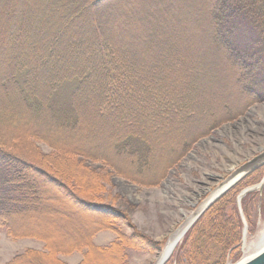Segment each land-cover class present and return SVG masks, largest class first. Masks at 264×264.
<instances>
[{
  "label": "trees",
  "instance_id": "1",
  "mask_svg": "<svg viewBox=\"0 0 264 264\" xmlns=\"http://www.w3.org/2000/svg\"><path fill=\"white\" fill-rule=\"evenodd\" d=\"M128 1L0 0V228L8 234H17L11 215L36 203L44 181L63 192L93 227L102 223L94 206L114 211L75 195V189L84 195L89 182L83 180V188L67 178L68 184L56 173L54 159L41 156H82L115 167L120 160L147 185L157 184L192 142L236 107L201 102L212 65L227 62L238 95L247 103L264 102V0H198L209 26L196 53L176 44L177 21L167 26L162 17L149 16L150 36H139V20L129 10L119 17L113 12ZM173 9L178 10L174 4ZM158 13L166 15L162 9ZM166 41L170 44L162 49ZM73 79L77 82L62 103L56 93ZM33 138L55 151L40 156L32 141L27 151L17 148L19 141ZM77 165L82 178L95 179V171ZM222 210L221 198L206 209L186 234L185 250L199 233L216 241ZM89 234L77 240L87 241ZM227 239L224 248L238 241ZM46 246L48 251L27 250L4 264L21 258L38 264L59 252ZM222 256L223 250L212 264H223Z\"/></svg>",
  "mask_w": 264,
  "mask_h": 264
},
{
  "label": "rangeland",
  "instance_id": "2",
  "mask_svg": "<svg viewBox=\"0 0 264 264\" xmlns=\"http://www.w3.org/2000/svg\"><path fill=\"white\" fill-rule=\"evenodd\" d=\"M128 2L124 7L118 5L113 12L119 17L121 13L129 10L132 17L139 20V36H150L147 30L149 23L146 25L148 21L145 18L150 16L155 19L160 16L167 26H172L177 21L174 24L179 32L176 44L187 52L202 51L201 46L209 25L203 24L202 6H198V0ZM173 4L178 8L177 11L173 9ZM160 9L165 16L158 13ZM164 44H159L162 49L168 48L170 43L166 41ZM143 45L147 44H141ZM210 73L212 80L207 81L208 87L201 91V102L210 101L208 104L222 106L226 101L225 103L230 102V105L236 107L230 109L231 112L222 120L215 118L221 121L209 129L207 134L192 142L183 157L169 167L155 185H147L148 183L141 180L142 176L120 160L115 162L117 170L115 166L82 156H70L67 159L42 157L41 154H50L55 150L39 139L19 141L18 149L29 150L32 148V141L38 149L40 159H54L56 173L68 184L70 183L67 178H73L75 184L83 187L84 180L90 184L85 189L86 192L98 193L97 197L91 198L86 192L82 195L75 189V195L79 198L112 206L114 211L109 208L93 211L101 216L90 212V215L101 218L102 222L93 227L87 219L80 216L78 209L72 206L74 204L63 192L44 181L41 184V196L36 203L28 210L11 215L10 222L16 229V236L0 228V264L27 250L48 251L47 244L51 247L58 246L59 252L51 254V258L48 257L50 259L43 258L38 264H53L52 257L63 264H156L169 236L184 222V216L187 215L186 220H190L195 209L213 190L220 187L230 170L264 151V102L247 103L248 99L238 95L239 87L234 80V68L227 62L212 65ZM76 82V79L66 82L56 93L62 103L68 100ZM219 110L224 111L222 107ZM207 126L208 124H204V127ZM10 145L13 144L9 142L8 146ZM77 163L95 171V179L91 175L82 178L75 171L74 166L78 167ZM38 167L45 166L38 162ZM90 178L93 180L90 181ZM263 178L264 162L217 197L216 200L222 199L223 210L219 214L221 219L219 217L217 222L222 232H217L216 241L212 239L207 242L208 239L199 233L193 237V241L191 239L190 246L185 250V243H188L185 241L186 234L200 215L185 231L163 264H208L205 259H213L210 263L212 264L221 250L224 254L221 257L224 259L223 264H234L247 254L248 251L243 248L244 228L247 242L255 241L257 235L264 230V183L261 186ZM248 188L250 189L238 199L241 192ZM87 231L90 232L87 241L84 238L77 240L82 235L86 237ZM225 238H230L227 239L228 242L235 238L238 241L224 248L222 245ZM16 262L37 264L28 262L26 258Z\"/></svg>",
  "mask_w": 264,
  "mask_h": 264
},
{
  "label": "water",
  "instance_id": "3",
  "mask_svg": "<svg viewBox=\"0 0 264 264\" xmlns=\"http://www.w3.org/2000/svg\"><path fill=\"white\" fill-rule=\"evenodd\" d=\"M264 162V151H262L259 155H256L250 160H247L239 167L235 168V170L228 175L223 182L220 184V187L216 188L208 195V197L195 209L193 215L189 220V224L185 231L191 226V224L203 214V212L217 199V197L226 189H228L231 185L239 181L243 176H246L251 171L255 170L259 164ZM232 181V182H231ZM264 183V178L262 180L261 186ZM248 189H245L241 192L238 199L247 192ZM94 209H101L98 206H94ZM245 235V228L243 230V236ZM170 251L166 252L164 255L161 256L160 261L156 264H163L165 260L170 255ZM234 264H264V238L260 239L254 246H252L248 253L245 254L240 260L235 262Z\"/></svg>",
  "mask_w": 264,
  "mask_h": 264
},
{
  "label": "bare ground",
  "instance_id": "4",
  "mask_svg": "<svg viewBox=\"0 0 264 264\" xmlns=\"http://www.w3.org/2000/svg\"><path fill=\"white\" fill-rule=\"evenodd\" d=\"M234 170H230L228 172V175H230ZM187 217H188L187 215L184 216V222H182L179 225V227L169 236V238L167 240V243H166V245L164 246V248L162 250V253H161L162 255H164L168 251L171 252L174 249V247L176 246V244L179 242V240H181L183 232H184L185 228H187V226L189 224V220L188 221L186 220ZM262 238H264V230L261 231L257 235L255 241H253V242H247L246 241V234H245L244 239H243V248H244V250L248 251L252 246H254ZM71 241H73V240H71ZM53 246L58 248V246H56V245H53ZM159 261H160V258H159V260H157L156 263H158Z\"/></svg>",
  "mask_w": 264,
  "mask_h": 264
}]
</instances>
